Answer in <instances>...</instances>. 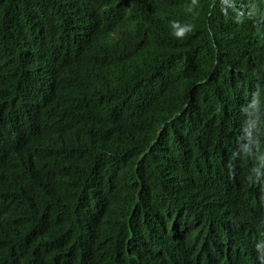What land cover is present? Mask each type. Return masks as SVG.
Wrapping results in <instances>:
<instances>
[{
    "label": "trees",
    "instance_id": "trees-1",
    "mask_svg": "<svg viewBox=\"0 0 264 264\" xmlns=\"http://www.w3.org/2000/svg\"><path fill=\"white\" fill-rule=\"evenodd\" d=\"M0 264H264V0H0Z\"/></svg>",
    "mask_w": 264,
    "mask_h": 264
},
{
    "label": "clouds",
    "instance_id": "clouds-1",
    "mask_svg": "<svg viewBox=\"0 0 264 264\" xmlns=\"http://www.w3.org/2000/svg\"><path fill=\"white\" fill-rule=\"evenodd\" d=\"M74 45H75V47H76V49H77V53H78L80 47H82V43H77V44H74ZM84 53H85V52H84ZM84 53H83L80 57H82V56L84 55Z\"/></svg>",
    "mask_w": 264,
    "mask_h": 264
},
{
    "label": "bare ground",
    "instance_id": "bare-ground-1",
    "mask_svg": "<svg viewBox=\"0 0 264 264\" xmlns=\"http://www.w3.org/2000/svg\"><path fill=\"white\" fill-rule=\"evenodd\" d=\"M178 8V7H177ZM173 9V8H172ZM180 9V8H179ZM111 35V34H110ZM105 42V41H104ZM44 88V87H43ZM11 222V221H10ZM8 226V225H7ZM233 252V251H232Z\"/></svg>",
    "mask_w": 264,
    "mask_h": 264
}]
</instances>
